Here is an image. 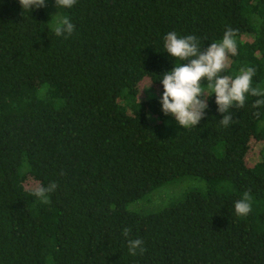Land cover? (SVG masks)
<instances>
[{"label":"trees","instance_id":"16d2710c","mask_svg":"<svg viewBox=\"0 0 264 264\" xmlns=\"http://www.w3.org/2000/svg\"><path fill=\"white\" fill-rule=\"evenodd\" d=\"M45 2L0 0V264H264V108L247 95L224 127L212 93L184 128L162 113L159 80L182 63L164 48L168 32L206 48L231 27L237 55L221 74L254 67L264 89V0ZM65 17L75 30L57 37ZM187 174L206 189L156 212L128 209ZM53 181L50 203L31 195ZM249 190L252 211L239 217ZM129 238L146 251L130 255Z\"/></svg>","mask_w":264,"mask_h":264},{"label":"clouds","instance_id":"9594fccd","mask_svg":"<svg viewBox=\"0 0 264 264\" xmlns=\"http://www.w3.org/2000/svg\"><path fill=\"white\" fill-rule=\"evenodd\" d=\"M23 10H32L46 7L45 0H19ZM76 0H55L59 8H72ZM57 37L67 38L75 30V25L68 17L63 18L54 27ZM237 30L228 27L223 34L222 41L213 42L206 48H201L200 41L195 35L178 36L175 31L168 32L164 37V48L175 64L170 70L162 73L159 79L163 85L160 96L162 113L174 117L176 123L184 128L197 126L206 115L208 99L215 93L217 111L223 114L220 124L228 127L234 123L233 115L229 109L242 108L246 103L247 95L257 97L252 103L253 109L264 108V89L253 87L252 81L256 69L248 67L241 69L235 78L222 75L227 68L229 55H237ZM207 82V87L203 82ZM151 85V84H150ZM150 85L146 88H149ZM145 89V88H144ZM151 118V114H146ZM259 116V111L253 112ZM58 185L51 182L47 186L36 185L31 195L43 204L50 203L49 194L54 192ZM235 214L246 217L252 211V195L250 190L244 192L241 199L234 203ZM130 229H123V236L129 237ZM128 251L132 256L143 254L146 251L144 241L140 238L127 239Z\"/></svg>","mask_w":264,"mask_h":264},{"label":"rangeland","instance_id":"374dc122","mask_svg":"<svg viewBox=\"0 0 264 264\" xmlns=\"http://www.w3.org/2000/svg\"><path fill=\"white\" fill-rule=\"evenodd\" d=\"M149 85L148 79H144L140 82L139 88L141 91H144V88ZM259 157V152L253 144L250 151V159H258ZM191 189L205 190V180L192 174L181 176L164 182L149 194L132 201L127 207L132 211L144 213L156 212L180 200Z\"/></svg>","mask_w":264,"mask_h":264}]
</instances>
